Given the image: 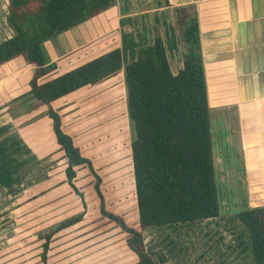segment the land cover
<instances>
[{"label": "trees", "instance_id": "1", "mask_svg": "<svg viewBox=\"0 0 264 264\" xmlns=\"http://www.w3.org/2000/svg\"><path fill=\"white\" fill-rule=\"evenodd\" d=\"M115 0H9L7 21L13 33L0 41V66L24 55L35 66L30 95L51 104L82 88L100 83L124 71L128 113L133 125L131 156L138 210V225L109 212L103 203L102 178L88 157L62 127L61 115L49 108L57 143L66 161L65 183L78 192L79 167L86 164L94 176V188L102 210L125 234L126 245L135 255L132 264H164L166 254H151L145 230L179 226L221 215L214 161L205 67L197 20L181 31L183 65L175 70L164 39L138 48L137 58L124 63L121 48H114L56 77L44 80L57 69L45 64L41 44L105 11ZM160 5L168 0H158ZM235 217L250 237L255 264H264V206L249 207ZM82 220V214L60 222L40 236L41 260L48 264L52 238Z\"/></svg>", "mask_w": 264, "mask_h": 264}, {"label": "rangeland", "instance_id": "2", "mask_svg": "<svg viewBox=\"0 0 264 264\" xmlns=\"http://www.w3.org/2000/svg\"><path fill=\"white\" fill-rule=\"evenodd\" d=\"M8 5L9 0H0V41L13 33L7 21ZM129 24L135 27L134 21ZM14 59L9 64L10 70L24 71V55ZM87 59L81 58L79 61L84 63ZM123 59L125 64L133 61L132 52L124 51ZM71 65L65 69L80 64ZM30 79L28 74L21 76L22 90L28 88ZM91 86L69 97V101H74L75 105L68 108L66 113L61 112L63 129L72 134L75 144L84 156L91 159L100 174L105 209L123 216L129 225L137 226L131 156L134 132L128 113L125 81L118 76L113 81ZM27 95L15 102L16 105L18 103L19 112L30 107L31 100ZM2 97L7 99L5 95ZM13 103V99L5 101L0 109L3 113L11 112ZM219 112L217 109L211 111V125L222 216L174 227L146 229L144 234L148 250L151 254H166L168 260L164 264H255L249 234L234 215V212L248 207L247 186L241 183L242 148L236 137L229 147L228 133L218 128ZM6 130L0 129V264H43L41 253L45 240L40 236L52 231L63 220L80 214L82 220L79 223L53 236L48 264L135 262L136 255L126 245V234L103 213L102 200L95 191L94 176L88 166L84 164L78 171L75 182L78 192H75L62 181L66 159H61L62 153L57 147L49 145L50 152L45 157L43 168L32 174L29 189L25 184L26 193H20L19 199L6 196L19 189L21 182L13 180L11 176L16 171L13 170L12 161L14 158L18 161L21 155L17 153L13 157L12 153L2 149L5 145L2 141L8 134ZM21 160L17 165L24 164L25 160ZM30 195L31 204L24 197Z\"/></svg>", "mask_w": 264, "mask_h": 264}, {"label": "crops", "instance_id": "3", "mask_svg": "<svg viewBox=\"0 0 264 264\" xmlns=\"http://www.w3.org/2000/svg\"><path fill=\"white\" fill-rule=\"evenodd\" d=\"M192 20H197L199 25L211 111H220L217 116L220 127H217L228 133L229 147L238 138L242 148L241 183L247 186V208L264 206V0H168L162 5L158 0H115L105 11L45 42L57 69L44 80L77 67L65 69L67 65L83 64L79 61L81 58L89 61L114 48H121L123 54L131 51L135 60L138 48L152 44L157 35L164 39L171 64L178 70L183 65L185 52L181 31ZM130 21L135 22L134 28L130 27ZM15 60L0 66V94L5 93L0 95V106L10 99L14 101L11 112L3 113L0 109V129L7 128L8 133L2 149L13 157L17 153L21 155L18 161L16 158L12 161L16 171L11 176L21 182L19 189L6 195L10 199H19L20 193H26L25 184L30 188L31 176L43 168L49 145L57 147L62 153L61 159L65 160L47 111L50 106L62 118L61 112L75 105L69 97L76 93L49 105L27 95L30 107L19 112L15 102L30 91V84L26 90L20 88V78L24 74L32 78L35 66L24 59V71H12L9 64ZM118 76L124 79V71L92 86L113 81ZM22 158L24 164L17 165ZM24 197L27 203L31 202V195Z\"/></svg>", "mask_w": 264, "mask_h": 264}, {"label": "water", "instance_id": "4", "mask_svg": "<svg viewBox=\"0 0 264 264\" xmlns=\"http://www.w3.org/2000/svg\"><path fill=\"white\" fill-rule=\"evenodd\" d=\"M41 50H42L43 55L45 57V64L46 65L51 64L52 63V58H51V56H50V54H49V52L47 50V46H46L45 43L41 44Z\"/></svg>", "mask_w": 264, "mask_h": 264}]
</instances>
